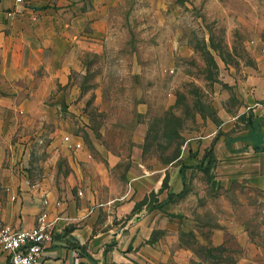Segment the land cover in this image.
Returning a JSON list of instances; mask_svg holds the SVG:
<instances>
[{
    "label": "rangeland",
    "instance_id": "374dc122",
    "mask_svg": "<svg viewBox=\"0 0 264 264\" xmlns=\"http://www.w3.org/2000/svg\"><path fill=\"white\" fill-rule=\"evenodd\" d=\"M93 3L66 14L89 12L82 37L35 65L18 50L32 30L0 25V71L20 97L0 192L23 175L83 197L106 234L92 264H264V120L251 108L264 102V0ZM58 68L43 104L27 97Z\"/></svg>",
    "mask_w": 264,
    "mask_h": 264
},
{
    "label": "crops",
    "instance_id": "0c3cea01",
    "mask_svg": "<svg viewBox=\"0 0 264 264\" xmlns=\"http://www.w3.org/2000/svg\"><path fill=\"white\" fill-rule=\"evenodd\" d=\"M82 1L84 0H33L30 5H15L11 0H2V9H14L15 13L12 21H10L12 18L0 16V25H13L15 22L17 27L27 28L33 33L39 29L46 30L44 34L46 37L43 38L42 45L33 33L31 38L24 39L26 43L19 44V48L16 45L18 50L22 49L21 54L25 52L28 62L35 65L37 61L34 55L36 56L38 50L42 53L55 51L56 55H61L64 50L67 52L71 47L72 40L82 37L78 32V26L90 22V17L87 15L89 12L81 15L75 14L71 18L66 15L70 13L71 8ZM93 1L99 2V4L102 2V0H90L92 4H94ZM53 2H57L58 6L62 7L59 11L64 13L58 16L57 21H54L50 15L52 9H42L48 4L53 5ZM54 22H58L59 28L56 32L53 31L54 35H52L49 28ZM57 50L61 52L57 53ZM11 51L12 47H9L4 51V55H10ZM64 71V68L54 69L53 74L49 71V76L45 77L40 86H35L33 81H30L29 88L26 90L29 93L27 97H30L34 102L43 104L49 96L51 88L60 81L58 79L64 76ZM10 73V70L0 71V136L10 130L8 121L11 105L15 99H20V97L11 94V88L17 86H12ZM251 108L256 116L264 119V102ZM23 177L21 175L16 178L15 182H10L8 178L2 187V192H0V228L10 226L16 229H26L33 226L37 215L42 210L40 193L43 191L49 200L47 209L52 216L61 213L73 219L70 222L61 223L55 231L52 242L45 248L44 264H92V260L101 263L106 234H102L99 230L93 231L95 228L93 215L95 213L93 210L88 213L86 200L83 197L78 199L65 189L59 190L55 183L39 182L32 178L29 179L30 183L34 185L32 187L24 183ZM12 196H15L14 200L11 199ZM57 200L61 201L60 207L54 206ZM97 206H103V203ZM71 226L73 228H70ZM68 227L69 229L66 230ZM7 259V255L0 250V264H6Z\"/></svg>",
    "mask_w": 264,
    "mask_h": 264
},
{
    "label": "built area",
    "instance_id": "2783aa9c",
    "mask_svg": "<svg viewBox=\"0 0 264 264\" xmlns=\"http://www.w3.org/2000/svg\"><path fill=\"white\" fill-rule=\"evenodd\" d=\"M16 4H31L33 0H11ZM2 0H0V16L12 18L14 9H2ZM70 137L64 135L63 142H68ZM24 183L34 187L29 178L24 176ZM42 210L36 217L33 226L26 229H16L10 226L0 228V250L3 251L8 259L6 264H44L45 248L52 242L55 231L61 223L70 222L73 219L61 213L51 215L47 207L49 200L46 193H40ZM12 200L15 196L11 197ZM55 207L61 206V201L54 203Z\"/></svg>",
    "mask_w": 264,
    "mask_h": 264
},
{
    "label": "trees",
    "instance_id": "16d2710c",
    "mask_svg": "<svg viewBox=\"0 0 264 264\" xmlns=\"http://www.w3.org/2000/svg\"><path fill=\"white\" fill-rule=\"evenodd\" d=\"M264 120V119H263ZM257 124H254V123H252V127H254V126H256ZM261 142H262V138H261V136H259L258 138H256L254 141H253V148H254V150H256V151H262V150H264V145L263 146H259V144H261ZM171 197V195H169L168 196V198H170Z\"/></svg>",
    "mask_w": 264,
    "mask_h": 264
}]
</instances>
